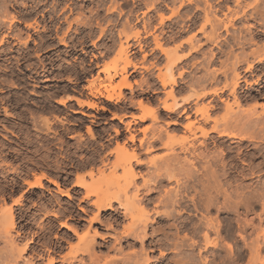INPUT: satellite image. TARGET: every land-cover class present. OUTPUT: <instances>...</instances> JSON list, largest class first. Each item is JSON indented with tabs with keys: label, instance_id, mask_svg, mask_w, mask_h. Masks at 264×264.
<instances>
[{
	"label": "rangeland",
	"instance_id": "obj_1",
	"mask_svg": "<svg viewBox=\"0 0 264 264\" xmlns=\"http://www.w3.org/2000/svg\"><path fill=\"white\" fill-rule=\"evenodd\" d=\"M184 1L185 0H0V25H6V35L11 34L14 24L18 25V23L13 22L8 26V22L6 23L5 21H2V18L6 14V16H10L11 14L16 15L19 20L21 18L28 17L30 13L19 16L17 15L18 13L14 11V9L21 10L23 9V6L26 8V5L29 3L39 6V8L42 9L48 7L49 9L46 12L49 13H70V17H72H69V19L66 18L67 28L59 34L58 38L59 42L60 38H63L65 42L63 45L58 46L59 59L56 62L59 63V65L58 69L55 70L56 73L52 74L55 79H58V82L56 80L54 81L55 83L57 82L58 85L63 82L66 83L67 81L72 82L75 80L79 81V83L75 84V87H79L83 79L89 73V71H86V68L88 67L86 63H89L87 55L91 52L95 55H98L96 59H94L93 56L91 57L95 62H97V59L99 58L107 59L106 64L102 67V71L104 66H112L113 64H116L115 69H110L109 71L110 75H114L116 73V76H113L111 79L107 77L108 74L105 71L101 72L103 73V76L98 74L92 78L93 89H99L103 93H105V90L104 86L102 85L106 83L115 84L119 82L122 77L121 74L126 75L127 81L130 82L128 69L130 66L133 67L135 63L146 64V69H149L150 66H156L157 68L156 74L152 73V71L149 69L148 72H145V74L143 73L141 75L142 79H146L148 91H153L154 96H123L124 94L122 88L120 90L121 97L119 100L114 99L112 101H103V98L93 96H56L62 92H67V90H62V88L65 87L60 88L61 86H58V90L54 91L53 95L44 94L42 96H54L57 101L59 99H64L65 104L59 105L57 109L50 107L48 112H43L40 116H35L33 118L34 124H32V126L36 128V130H29V127L27 126L23 131H15L13 127L9 126V122L0 120V123L5 125V127L0 126V163L5 161L3 163L8 164H0V166H3L2 168L0 167V176L2 177H0L2 179V182L0 181V198L1 195L4 194V196H2L6 199V204L12 206V209L15 212V221H17L16 230L21 232L20 236L18 237H16L15 233L12 232V236L17 239L15 241H18L16 244L20 245L28 239H32V242L29 243L30 248L26 251V253L23 254L24 257L27 258L32 255L34 250V252H37V254L42 253L41 255L44 257L48 256L49 254L55 256L58 259L57 264H67L69 259H73V252L78 253H73L74 257H81L79 250L84 246V241L86 238L90 239L94 235V231H96V234H98L97 236L94 235L95 237L93 240H91L90 244V246L92 244L94 245V247H91L92 249L90 250V256H84L88 259L87 263L96 264L98 259L99 261L97 262L99 263L97 264H104L105 259L112 258V264H124L126 259H131L134 257L133 253H140L142 248L140 242H135L136 239L128 238L129 241H127L125 238L121 237L122 227L128 225V223L131 221V218L129 216L123 217L122 209L119 208L117 203H114L112 210L100 213V222L90 223V218L96 213V209L92 205L90 199L84 198L86 189L74 185L77 178L76 176L79 174H82L83 176L85 175L83 179L93 191L95 190L98 192L99 190L103 191V189L105 191L106 189V191H111L110 193H116V191H120V189L125 185L127 179H125L124 176L127 178L128 173L131 176L133 171L139 174L141 173L140 175H142V178L138 180V184H141L143 179H147L149 176L152 178L155 175V170L156 172H163V170L166 169V166L164 165L165 167H163L162 165L166 161H168V163L169 161L175 162L179 158L177 161L183 163L186 160V157L188 160L193 159L194 162L197 161L195 164L196 166H199V164L203 163L204 159L201 160L200 158H194L195 154L205 152L208 155L210 152L209 155H213L212 152H214V150L215 152H218L217 150L223 147L221 145L219 146V144L214 141V136H216L215 133H210V137L207 138L208 140L206 139V149L199 145L202 137H199L200 132L198 131L197 127L203 125L204 128L207 127V129H210L214 124L213 121H210L208 124H203V121L200 119V109H202V106L205 107L207 103V105L218 103V105L216 104L215 109L209 110L211 118H217L216 116L219 115L218 119H220L233 114L230 119H234L241 115L242 111H245L243 113H246L247 111L251 110L250 108H252V104L255 103V101L257 102V105H264V70L259 72L257 71L255 72L254 76H250L248 78V84L243 85V83H241V92L245 96H248V99L242 101L239 106L232 104L233 99L228 95V91L226 90L223 94H221V96L226 98L227 104L225 102L224 104L223 102L215 100L216 97L212 95H207L198 99L194 98L196 95H198V93L204 90L201 85H199L200 75L203 72H201L199 66V54L193 48V46L197 45L200 36L198 33V11L195 8L197 1ZM3 9H7V13H5ZM173 11L176 12L172 13ZM160 13L164 17L163 20H160ZM2 14L3 16H1ZM220 17L222 16L220 15ZM4 22L6 24H4ZM31 25L35 26V23H30L28 26ZM35 28H37V25ZM7 30H10V32H7ZM137 30L140 31L139 35L137 37L133 36L134 32ZM220 31L225 37V32L221 29ZM17 32L18 33L13 35L16 37L15 41L18 40L17 42L21 45H28L30 41L29 39L32 35L23 38V34H21L19 31ZM128 35L129 38H126ZM155 36L158 37L159 44L161 45L160 48L156 47L157 44L154 40ZM6 39L9 38L5 35L1 36L0 44H4ZM261 40L259 44L264 43V40L263 42H261ZM73 43H75L73 45V52L61 49L65 48L66 44ZM89 43H91L90 46L88 45ZM125 46L127 47V52L124 53L122 52V49H124L123 47ZM48 47L49 46H42L38 52ZM89 48L91 49L89 50ZM206 48L211 49V45L208 44ZM161 49H163L166 53H162L164 51ZM224 49L227 50L226 47H224ZM173 53L175 54L173 55ZM125 56L129 58L130 63L127 64L125 67L126 69H124L122 72L121 68L123 67L124 62H122L121 59ZM171 57H180V61L176 62L172 66L171 60L173 59ZM223 59L226 61V59L229 58H227V55L224 54L221 56V60ZM227 61L225 63L228 65L230 59ZM170 66L172 75H170L169 71ZM134 67H136V64ZM219 67V62L208 66V70L206 69L208 75H205V78L207 76V82L210 80V78H208V76L210 77L209 72L212 69ZM33 70L35 69L30 68L27 71L28 74ZM12 72L15 74H11L9 79H1L3 84L0 83V96H34V93H38V88L29 85L26 86L27 90L19 89V86L23 84V82L18 78L20 76L19 69H13ZM50 76L51 74L46 76L44 75L41 78H49ZM171 76H173V78L176 80V83L173 84L167 82L165 85H162L160 80L163 78H168L167 80L169 81V77L171 78ZM159 78L161 79L159 80ZM225 80H227V82L230 81L229 78L225 79L224 76H221L216 82L209 85L207 84V88L205 89L210 90L216 87H221L226 83ZM27 81L29 83H37L30 80ZM46 83L48 82L42 84ZM88 88L90 89L89 85ZM170 90L173 92V98H171L172 96L168 95ZM96 96L100 95L97 94ZM187 96L192 98L185 101L184 98ZM76 97L82 100L95 102L97 106L92 108H96L97 110H102L100 108L101 106L109 110H116L118 105L122 104L123 112H135V109L132 105L135 99H138L137 102L142 100L147 105H150V107L146 108V110L139 108L140 112L138 116H136L138 119L137 122L129 121L123 123V119L120 122L113 117L112 120L107 118L99 119L100 121L106 120L107 123L103 124L104 130L98 134L95 132V130H93L92 126L89 125L91 124L90 122H82L88 124V126L91 128L94 134V136L91 137L87 132L88 126L85 128H76L74 130L65 129V122L70 120L78 122L76 118L83 116L82 112L87 114L93 113L94 116H91L90 118H95V116L98 115L91 110L86 109L87 105L79 106L75 100ZM254 97L258 98L255 100L253 99ZM70 100L76 102V104L69 102ZM173 100L177 103H180L179 107L175 109L174 112H167L163 110V105L172 104L174 102ZM59 108H62V110ZM67 108H71L76 111L73 114V116L76 118L73 119L71 116H68L65 114V112H63H67ZM149 109L150 111H147ZM151 110L154 111V116L157 117L156 119L152 117L153 112ZM183 110L186 112H182ZM5 111L8 112L6 109ZM237 113H239V115ZM113 114L114 113H112V116ZM141 116L144 117L140 119L139 117ZM45 117H48L51 121L50 129H46V127L43 125V120ZM57 117L59 119H57ZM5 119L13 120L9 117ZM189 121L193 122L194 124L192 126L193 128L191 127L193 131L188 129L186 130V128L183 127L185 124L187 125ZM173 123H175V125H173ZM9 128L11 131H8ZM114 128L118 129V133L113 131ZM84 131L86 134H88V137L92 142H89V140L86 138L87 135L84 133ZM12 133H16L17 135L20 133L19 138H21V145L24 148L20 149L17 146L15 142H18L19 139L14 137ZM192 133H196L195 139V135H192ZM69 134L76 138L74 144L72 142H68V140H73L72 137L68 136ZM132 134L135 137V141L133 143L127 141L128 137ZM158 135H160L159 137L161 139L154 142L155 144L152 143V138H154L153 136ZM106 137L109 138L108 141L110 142L115 141L114 146H112V143L108 144V141H104V138ZM141 138L144 140V142H142L143 147H139L138 143L139 139ZM168 139L171 143L168 141ZM256 139L252 141H242V143L240 140L234 139L240 142L235 141L230 144L231 147L234 145L233 149L235 150V153L232 154V156L235 155L233 159L234 170L232 169L233 172H231L233 173L232 176L234 179L232 176H230V178L227 180V184L228 188H233V190L243 185L241 188H237V191L235 192L232 190L234 193H231L235 200L242 199L240 200L242 204L240 202L238 207L234 208L236 209V211H233L235 214L230 213L228 215V218H230V216L233 217L231 218L232 220L226 219L223 220L225 222L222 221V225L224 226V223H226L227 220L230 222L232 221L231 224H233V232H223L222 236L217 238V242L219 243L217 244V248H209V252H202V255L206 256L208 259L207 264H247L248 261V264H253V262L255 264H262L261 262L264 258V196H262L264 191V140L263 138H259V140L258 138ZM96 140L100 141L101 143H96ZM262 140L263 142H261ZM116 141L118 143H121V141H123L122 143L127 141L125 142L126 147H128L127 153L123 154L124 152L120 151V154L122 152L123 153L120 156H117L116 152H114L117 147ZM150 143L154 145V150L148 152L146 151V148ZM238 143L240 146H238ZM190 144L195 146V152H192L191 150L187 152L183 151L185 147H190ZM246 144L249 145L247 146ZM253 144L256 145V148H254L255 146L253 147ZM257 145H261V147ZM12 146H15L17 149L19 148L25 154L23 157L25 160L20 165H17V163L21 162L18 158L22 154L17 153L18 150L12 148ZM181 147L184 148L182 149ZM240 147L243 149L241 150ZM258 147L259 149L262 148L263 151L257 149ZM236 148L240 149V152H238ZM132 152L138 154V158L140 161H142V164L135 165L132 162L133 168H128L129 165L126 161L131 158ZM243 153L246 154L244 155ZM215 154L216 153H214V155ZM250 155L253 156L250 157ZM171 157L173 160L169 159ZM173 157H177L176 160ZM122 161L126 162V164H122L124 167L119 165V163H122ZM256 163L257 165L259 163L260 167H255L257 166ZM175 165H177V163ZM158 166L161 168L163 167V170H157L156 168L160 169ZM249 167L252 169L250 170ZM125 168H127V170L129 169L128 173ZM42 172L46 176H49L53 179L55 178L58 186L66 191L68 196H63L58 193V188L48 182L46 179H42L44 188H28L26 181H32L34 179V175H39ZM89 172H92L91 176L88 174ZM144 174H146V176ZM130 176H128V178ZM230 179L233 181H230ZM171 181V183L169 182L168 184H165V190L169 189V187H174V181ZM120 185L122 187L119 188L118 186ZM244 187L246 189H244ZM260 187L261 189L263 188V191L260 189ZM121 190L123 191V189ZM229 190L230 189H228V191ZM254 190H256V192ZM132 192V188L130 187L128 189V193L130 194ZM158 192L159 191L156 190L154 194L157 195ZM254 192L258 195H256ZM118 193L120 192H117L116 194ZM246 193L249 196L246 195ZM19 195L21 196L19 199L20 204L18 202L14 203V200L20 197ZM0 205H2L1 200ZM187 213L190 212L188 211ZM187 213H185L183 217H189ZM136 214L138 215L139 212L136 211L133 214L134 217ZM212 214V216L216 215L215 211H213ZM224 215L226 216L225 213L220 214V218H223ZM138 217H140V215H138L137 218ZM200 217V214H198L197 217H193L192 220H199ZM236 221L241 224L239 225V223ZM63 224L67 225L68 227H75V232L69 230L67 227H62ZM108 224L112 225V227L108 226ZM237 224L239 226H237ZM154 226L158 225L155 224ZM86 232L88 235L92 232L93 235L91 234L88 236ZM241 233L243 236H241ZM82 236H85V238L81 239ZM157 237H159V235ZM212 237H215V235H212ZM156 238H154V240ZM3 241L4 240L0 239V249H3L6 245ZM224 242L231 245L230 252L228 251L229 249H227ZM244 242H246V244ZM200 244H202V240H200ZM117 247H121V250H117ZM165 248L166 247L163 244H148L146 246L147 250H153L149 252L150 257L153 259L151 264H172L173 254L169 252V250L167 251ZM224 249L226 251H224ZM165 250L168 253L165 252L166 254L161 255L160 252ZM210 250H212V252H210ZM93 253L96 256H94ZM91 257H95L93 258L94 262L89 260ZM100 259L103 260L100 261ZM43 261L36 260V263H43ZM19 264H22V262Z\"/></svg>",
	"mask_w": 264,
	"mask_h": 264
},
{
	"label": "bare ground",
	"instance_id": "obj_2",
	"mask_svg": "<svg viewBox=\"0 0 264 264\" xmlns=\"http://www.w3.org/2000/svg\"><path fill=\"white\" fill-rule=\"evenodd\" d=\"M185 1L192 2V0H185ZM196 1H197V3L195 5V8L198 11V21H199L198 33L200 34V36H199V41H198L197 45L193 46V48L199 54L198 55L199 56V66H200L201 72L203 71L200 75L199 85H201V87L204 90L202 92L198 93V95L195 94L196 96L194 98L198 99V98H203L207 95H212V96L216 97L215 100H218V101L223 102V103L225 102L227 104L226 98H223L221 96V94H223L224 91L226 90V91H228V95L231 96L233 99L232 104H236L239 106V104H241L242 101H245L248 99V96H245L241 92L242 91L241 90V88H242L241 83H243V85L248 84L249 83L248 78L250 76L251 77L254 76L255 72H257V71L259 72V71L264 70V43L259 44L261 39L264 40V0H196ZM5 3H7V2H5ZM3 10L5 11V13H7V9H3ZM175 12L176 11H173L172 13H175ZM6 15L2 18V21H5L6 23L8 22L7 23L8 26L11 25L13 22L19 21V19L16 15H13V14H11V15L8 14L10 16H6ZM220 15L222 17H220ZM1 16H3V14ZM159 16L161 17L160 20L164 19L163 15L161 13L159 14ZM5 22H4V24H6ZM28 25H30V23H28ZM237 25L239 26V28ZM220 29L225 32V37L222 35ZM139 32L140 31H138V30L135 31L133 36L137 37L139 35ZM28 36L29 35H27V37ZM120 36H121V34H120ZM126 38H129V35L126 36ZM154 40L157 44L156 47L160 48L161 45L159 44L158 37L155 36ZM263 40H261V42H263ZM0 42H1V40H0ZM60 42L63 44L65 43L63 38H60ZM208 44L211 45V49L206 48V46ZM120 46H121V44H120ZM252 46H254V47H252ZM224 47H226L227 50H225ZM123 48L124 49H122V52H124V53L127 52L126 51L127 47L125 46ZM236 49H237V51H236ZM161 50H163V49H161ZM162 53H166V52L164 51ZM174 54L175 53H173V55ZM224 54H226L227 58L230 59V62L228 65L225 62L229 59H226V61H224V59L221 60V56ZM173 57H171L173 59V60H171L172 66L176 62L180 61L179 60L180 57H176V58H173ZM121 61L124 62V65L121 68L122 72H123L124 69H126L125 67L127 66V64L130 63V61H129V58L127 56L123 57L121 59ZM218 62H219L220 67L216 68V69H212L209 72L210 77L208 76V78H210V80H209V82H207V80H206L207 76L205 78V75L206 74L208 75V73H207L208 66L215 64V63H218ZM133 66H135V64ZM115 67H116V64H113L112 66H109V65L104 66L103 71H105L108 74L107 77L109 79H111L113 76H116V73L114 75H110V73H109L110 69H115ZM169 71H170V75H172L171 66L169 67ZM263 74H264V72H263ZM121 76L122 77H121L120 81L115 83V84L106 83V84L102 85V86H104L105 93L101 92L99 89H93V81L90 82L89 87L91 89V94L94 95L93 97H102L108 101H112L114 99L119 100V98L121 97L120 90L122 88H129L130 89L132 87V84L127 81V76L122 75V74H121ZM221 76L222 77L224 76L225 79L229 78L230 81L227 82L228 79L225 80L226 83L224 85H222L221 87H216V88H213L210 90L205 89V88H207L206 87L207 84L209 85V84L216 82L218 80V78H220ZM160 79L161 78H159V80ZM167 79L163 78L162 80H160L162 85H165L167 82H170L173 84L176 83V80L173 78V76H171V78L169 77V81ZM202 88H200V89H202ZM117 90H118V92H117ZM97 94H99L100 96H96ZM168 95L172 96L171 98H173V92L171 90L168 92ZM191 98L192 97L187 96L184 99H185V101H187L188 99H191ZM256 98H258V97H254L253 99L256 100ZM75 100L79 106H83V105H87L88 107H96L97 106L96 103L92 102V101L90 102V101L82 100V99H79L77 97ZM255 100H253V101H255ZM64 102H65L64 99L58 100V103H60V104L64 105L65 104ZM179 104L180 103H177L174 101L172 104L163 105V110H165L167 112H174V110L179 107ZM207 104L205 107L202 106V109H200L201 110L200 111V113H201L200 119L203 121V124H208V123H210V121H213L214 124L211 126L210 129L209 128L207 129V127L204 128V126L202 124L201 125L203 127L202 126L197 127L198 131L200 132L199 137L200 138L202 137V140L199 142V145L206 149V143H207L206 139L210 137V133H215L216 136H214L215 137L214 141L216 143H218L219 146L221 145L223 147H221L219 150H217L218 152H215V150H214V152H212L213 155L212 154L209 155L210 152L208 155L205 152H204L205 154L203 152H202L203 154L202 153L195 154L194 158H200L201 160L204 159L203 163L201 162L202 164H199V166H196V164H195L197 161L194 162L193 159L188 160L186 157H185L186 160L184 159L185 161L184 160H183L184 162L182 161L183 163L178 162L177 160H179V158L176 160L177 157L174 158L175 154L173 152V155H174L173 158L176 160L175 162L177 163V165H175L176 163L174 161L173 162L169 161V163H168V161H166L167 162V163L165 162L166 164L163 162L164 164L162 166L163 167L166 166V169L163 170L162 169L163 167L161 168L160 166H158V167H160V169L159 168H156V169L157 170H163V172H161V171L156 172V170H155V173H154L155 175L152 178H150L151 176H149V178L143 179L142 182L140 180L141 184H138V180L142 178V175H140L141 173L139 174V173H136L133 171L131 176H130L128 173L129 169L127 170V168H125L127 170L128 175L126 174L127 178L124 176V178L127 180L125 182L124 187L121 188V189H123V191L121 189H120V191L115 190L116 193L122 192L121 194L120 193H118V194L110 193L111 191L110 192L106 191V189H105V191H104V189H103V191L99 190L98 192H96L95 190L93 191L90 188V186L88 184H86V182L84 181L83 178L85 175L83 176L82 174L81 175L79 174L76 176L77 178H76V182L74 183V185L86 189L85 194H84V198L90 199L92 205L96 209V213L92 217L90 216L91 217L90 223L100 222L101 221L99 218L100 213L106 212L108 210H112L114 203H117L119 208L122 209L123 217L129 216L131 218V221L128 223V225L122 227L121 237L125 238L127 241H129L128 238L136 239L135 242L136 241L140 242L142 248L140 250V253L139 252L133 253L134 257H132L131 259L130 258L126 259L124 264H151L153 259H152V257H150L149 252H151L153 250L152 249H149V250L146 249V246L148 244H150V245H156V244L157 245H159V244L165 245V247H166L165 249H167V251L169 250V252H171L173 254L172 255L173 256L172 264H199V263L200 264H207L208 259L206 256L202 255V252L208 251L209 248H215V247L217 248V244H219L217 242V238L219 236L221 237L223 232L231 233V231L233 230V224H231L232 221L230 222L229 220H227L226 223H224L225 226L222 225L223 220L233 218L232 216H230V218H228L229 217L228 215L230 213L233 214L234 213L233 211H236V209H234V208L238 207V204L241 202L240 200H242V199L235 200L231 194V193H234L235 191H237L238 187L233 190V188H230V187L228 188V184H227L228 183L227 180H228V178H230V176H232L233 173H231V172H233V170H234L233 169V159H234L235 155L232 156V154L235 153L234 152L235 150L233 149L234 145H232V147H231L230 144L236 141L234 139L240 140L241 143H242V141H252V140H255L256 138H258V140H259V138L260 139L263 138V140H264V105L263 104L257 105V102L255 101V103L252 104L253 106L251 105L252 106V108H250L251 110L247 111L246 113H243L245 111H242L241 115H239V113H241V112L237 113L239 115L238 117L236 116L237 118L230 119V117L233 116V114H232L230 116L229 115L227 116L229 118H227L224 115L225 117L218 119L219 115L216 116L217 118H211L210 111H209V110L215 109L216 104L218 105V103L209 104V105H207ZM137 106H138V108H141L142 110H146V108L150 107V105H147L142 100H139L137 102ZM100 108L102 110H106V108H104L102 106ZM147 111H150V109ZM152 112H153L152 117L156 119L157 117L154 116V114H155L154 111H152ZM182 112H186V111L183 110ZM237 114H234V115H237ZM123 117H124V114H122V115H117L115 113L113 114V118L119 120L120 122L122 121ZM133 117H135V116H132V118ZM143 117L144 116H141L139 118L142 119ZM187 117H188V115H187ZM57 119H59V118L57 117ZM190 121L187 125L185 124L183 127L186 128V130L188 129L191 131L192 130L191 127L194 124H193V122H190ZM175 123H173V125H175ZM50 124H51L50 119L48 117H45L43 120V125L46 127V129H50ZM113 131L115 133H118L117 128H114ZM87 132L90 134L91 137L94 136V134H93V132L89 126L87 127ZM196 133L195 134L192 133V135H195L194 139L196 137ZM159 136L160 135L153 136L154 138H152L153 139L152 143L161 139ZM169 139H168V141L170 142ZM230 139H232V140H230ZM263 140L261 142H263ZM127 141L133 143L135 141L134 135L133 134L130 135L128 137ZM127 141H124V143H122L123 141H121V143H118L116 141L117 147L114 150V152H116L117 156H120L123 152H124L123 154L127 153L128 147H126V143H125ZM240 141H236V142H240ZM142 142H144V140H142V138L139 139V142H138L139 147L142 146ZM152 143L149 144V146L146 148L147 149L146 151L150 152V151L154 150V145ZM191 144H193V143H191ZM256 144H258V143H256ZM238 146H240L239 143H238ZM244 146H242V147L245 148ZM257 146H259V145H257ZM242 147H240L241 150L243 149ZM253 147L256 148V145L253 144ZM259 147H261V145ZM259 147L257 149H259ZM194 149H195V146L191 145L190 147H188V146L185 147L183 151L187 152V151L191 150L193 152ZM259 150H262V148ZM120 151H123V152L120 154ZM237 151L240 152V149H237ZM259 152H261V151H259ZM214 153H216V154L214 155ZM246 153H243V154L245 155ZM255 154H257V153H255ZM247 155H249V154H247ZM253 155H250V157H252ZM255 157H256V155H255ZM237 158H239V157H237ZM169 159L171 160L172 157ZM253 160H254V158H253ZM3 162H5V161H2V163H0V164L1 165H8V164L3 163ZM126 162L129 165L128 168H131V167L133 168L132 162L135 165L142 164V161H140V159L138 158V154L134 153V152L131 153V158H129ZM126 162L122 161V163L120 162L119 165L123 166L122 164H126ZM261 162H263V161H261ZM151 163H152V161H151ZM253 163H255V162H253ZM256 165H257V163H256ZM258 165H259V163H258ZM258 165L255 167H260V165L259 166ZM0 167L2 168L3 166H0ZM237 167H238V165H237ZM255 167H253V168H255ZM234 168H235V166H234ZM249 169H250V167H249ZM238 170H240V169H238ZM250 170H248V171H250ZM241 172H242V168H241ZM243 172H244V170H243ZM88 174L91 176L92 172H89ZM144 175L146 176V174H144ZM245 175H247V174H245ZM128 176H130V177L128 178ZM238 176H239V174H238ZM1 178H0V181L2 182ZM235 178H238V177H235ZM42 179H46L51 184L55 185L58 188V190H57L58 193H60L61 195L68 196V193L58 186V183L55 180V178L53 179L49 176H46L43 172L40 173L39 175H34V179L32 181L31 180L26 181L27 187L28 188H33V187L44 188V185L42 183ZM233 179H234V177H233ZM171 180L174 181V183H173L174 187H169V189L165 190L164 189L165 184H168ZM231 180L232 179H230V181ZM242 181H243V179H242ZM24 182H25V180H24ZM4 183H7V182H4ZM121 185H122V183H121ZM121 185L118 187L119 188L122 187ZM1 186H3V185H1ZM229 186H230V183H229ZM242 186L243 185H241V187ZM130 187L132 188L133 192L129 194L128 189ZM241 187L239 186V188H241ZM245 187H244V189H246ZM228 189H230L231 192H230V190L228 191ZM244 189H242V190H244ZM260 189H261V187H260ZM156 190L159 191L157 195L154 194V192ZM261 190L263 191V188ZM1 191H2V189H1ZM254 191L256 192V190H254ZM257 193H258V191H257ZM263 194H264V191H263ZM263 194H262V196H264ZM2 195L4 196V194H2ZM2 195L0 198V200L2 202V205H0V239L4 240L3 242H5L6 248L5 247L3 248L4 251H3V249H0V264H19L21 262H22V264H57L58 259L55 256L50 255L48 252L47 253L49 255L44 257L43 255H41L42 253L37 254V252H34V250H33L32 255H30L27 258L24 257L23 254L26 253V251L30 248L29 243L32 242V239H28L27 241H25L23 244H20V245L16 244V242H18V241H15L17 239L14 236H12V232L15 233L16 237L20 236L21 232L16 230V222L17 221H15L16 216H15V212L12 209V206L6 204L7 201ZM246 195H248V194L246 193ZM250 195H252V194H250ZM256 195H258V194H256ZM20 198H21V196L15 200L13 199L14 203H17V202L19 203ZM252 198H254V197H252ZM248 199H249V197H248ZM263 199H264V197H263ZM241 204H242V202H241ZM247 205H248V203H247ZM243 206H244V204H243ZM136 211L139 212L138 215H140V217H138V218H137V216H138L137 214L135 215V217L133 215ZM188 211L190 213H187ZM213 211H215V213H216V215H214V216H212ZM185 213H187V215L189 217H187V218L183 217V215ZM222 213H225L226 216L224 215L223 218H220L222 216V215L220 216V214H222ZM198 214H200L201 219L199 218V220L193 221L192 218L197 217ZM243 220H245V219H243ZM223 222H225V221H223ZM236 222L239 223L238 221H236ZM155 224H157L158 226H154ZM240 224L241 223H239V225ZM239 225L237 224V226H239ZM63 226L67 227L69 230L75 232V229H74L75 227H68L65 224H63L62 227ZM108 226L112 227V225H110V224H108ZM222 226H224V227H222ZM242 226H245V225H242ZM92 232L89 235L87 234V232H86V234L88 236H90L92 234ZM235 233H237V232H235ZM97 234H96V231H94V235L97 236ZM94 235L90 239H87V238H86V240L84 239L85 240L84 246L81 249L79 248L81 257L80 258L74 257V254L77 253L76 249H75L76 253L73 252L74 250L72 251L74 253V254L72 253L73 259H71V260L69 259V261H67V264H88L87 263L88 259L85 258L84 256L85 255H87L88 257L90 256V253H91L90 250L92 249L91 247H94L93 244L90 246L91 240H93V238L95 237ZM158 235H159V237H157ZM212 235H215V237H212ZM241 236H243V234ZM83 238H85V236H82L81 239H83ZM154 238H156V239L154 240ZM121 239H119V240H121ZM200 240H202V244H200ZM244 243L246 244V242H244ZM225 246L227 247V249H229L228 251L230 252L231 245L229 243H225ZM120 248L121 247H119L117 250H121ZM212 250H210V252H212ZM167 251L166 250L161 251L160 253H161V255H163V254H166L165 252H167ZM224 251H226V250L224 249ZM237 251H239V250H237ZM118 252H120V251H118ZM233 253H230V254H233ZM93 255H94V253H93ZM93 255H91V256H93ZM228 255H229V253H228ZM94 256H96V255H94ZM129 256H130V254H129ZM211 257H213V256H211ZM93 258H95V257H91V258H89V260L92 262L94 260ZM35 259L36 260H42V261L45 260V261H43V263H36ZM111 259H105L104 264H112L111 262L113 261V259L112 260ZM102 260L100 259V261H102ZM226 260H228V259H226ZM63 261H65V260H63ZM90 261H89V263H90ZM97 261H99V260L97 259ZM97 261H96V264L99 263ZM248 262H247V264H248ZM259 262H261V261H259ZM209 263H210V261H209ZM261 263L264 264V258H263V261ZM225 264H227V263H225ZM253 264H255V263L253 262Z\"/></svg>",
	"mask_w": 264,
	"mask_h": 264
},
{
	"label": "flooded vegetation",
	"instance_id": "obj_3",
	"mask_svg": "<svg viewBox=\"0 0 264 264\" xmlns=\"http://www.w3.org/2000/svg\"><path fill=\"white\" fill-rule=\"evenodd\" d=\"M48 9V7L45 9L39 8V6L32 5L31 3L27 4L26 8H24L23 6V9L21 10L14 9V11L17 12V15L19 16L29 13L30 14L28 17L21 18L19 21H16L18 25L14 24V28L9 35H6L5 33L6 25H0V37L5 35L9 38L5 40L4 44H0V83L3 84L2 80L9 79L11 74H15L12 72V70L18 68L20 74L18 78L23 82V84L19 86V89L27 90V85L38 88V93H34V96H0V120L9 122V126L13 127L15 131H23L27 126L29 127V130H36V128L32 126V124H34L33 118L35 116H40L43 112H48L50 110V107L57 109L59 105H62L58 103L57 99L54 98V96L42 95H53L54 91L58 90V86H61L60 88L65 87L62 88V90L73 92L76 91L75 84L79 83V81L74 80L72 82H63L58 85V79H55L52 76V74L56 73L55 70L58 69L59 65V63L56 62L59 59L58 46L63 45V43L59 42L58 40L59 34L67 28L66 18L69 19L70 13H49L46 12ZM28 23H35V26H28ZM36 25L37 28H35ZM17 31L23 34V38H25L27 35H32L29 39L30 41L28 45H21L17 42L18 40L15 41L16 37L13 35L18 33ZM7 32H10V30H7ZM74 44L75 43L66 44V47L61 49L73 52ZM88 45L90 46L91 43H89ZM42 46L49 47L38 52V50L41 49ZM90 49L91 48H89V50ZM87 56L89 63H86V65L88 66L86 68V71H89L96 67V62L93 61L91 57L93 56L94 59H96L98 55H95L91 52ZM30 68H33L35 70L30 71L28 74L27 71ZM50 74L51 76L49 78H41L44 75L46 76ZM27 80L37 83H29ZM55 80L57 81L56 83L54 82ZM45 82L48 83L42 84ZM104 100L107 101L103 98V101ZM5 109L8 112H6ZM59 109L62 110V108ZM63 112H65L66 115L71 116L73 119L76 118L75 116H73L76 111L71 108H67V112ZM92 112L98 115L95 116V118H90L91 116H94L93 113L87 114L82 112L83 116H79L76 118L78 122H75L74 120L65 122V129L74 130L76 128H85L88 126V124L82 122H90L91 124L89 125L92 126L93 130H95L98 134L99 132L104 130L103 124L107 123L106 120L100 121L99 119H113L111 117H108L106 114L110 112L109 109L95 110ZM8 117L13 120L5 119ZM0 126L5 127V125L2 123H0ZM8 131H11V129L9 128ZM19 134L17 135L16 133H12L14 137L19 139V141L15 143L21 149L24 147L21 145L22 140L21 138H19ZM104 141H108V138H104ZM110 143L111 142L108 141V144ZM12 148H15V146H12ZM19 148H15L18 150L17 153L22 154L18 158L21 162H18L17 165L22 164L25 160L23 159L25 154Z\"/></svg>",
	"mask_w": 264,
	"mask_h": 264
},
{
	"label": "crops",
	"instance_id": "obj_4",
	"mask_svg": "<svg viewBox=\"0 0 264 264\" xmlns=\"http://www.w3.org/2000/svg\"><path fill=\"white\" fill-rule=\"evenodd\" d=\"M107 62V59L105 58H99L97 59L96 62V67L94 69L89 70V73L86 75V77L83 79L82 83L80 84L79 87H75L76 91H67L66 93L62 92L59 95L56 96H94L91 95L90 93V89L88 88L89 82L92 81V78L95 77L96 75L100 74L101 76H103V72L102 71V67L103 65H105ZM136 67H132L130 66L128 71H129V76H130V83L132 84V87L129 88H123V96H154V92H149L147 89V82L146 79H142L141 75L145 72H148V70L150 69L152 71V73H157V68L156 66H150L149 69H146L147 65L143 64V63H135ZM144 76V75H143ZM130 98V97H128ZM92 99V98H91ZM138 99L134 100L133 108L135 109L134 111L131 112H123V105L120 104L116 110H112L110 109L109 113H106L108 117H113L112 113H116L117 115H122L124 114L123 117V123L126 122H137L138 119L136 116H138L140 109L137 107L136 105V101ZM69 102H72L74 104H76V102H73L72 100H70ZM86 109L91 110V111H95L97 110L96 108H92V107H86ZM131 115H134L135 118H132ZM115 120V119H114ZM106 128V127H105ZM86 131V130H85ZM84 131V133L86 134V132ZM96 132V131H95ZM86 138L89 140V142H92L90 140V138L88 137V134H86ZM69 137H72L73 140H68V142H72L73 144L75 143L76 138L73 137V135L69 134ZM107 138V137H106ZM109 139V138H108ZM110 142V141H109ZM96 143H101L100 141L96 140ZM112 146H114L115 141H112Z\"/></svg>",
	"mask_w": 264,
	"mask_h": 264
}]
</instances>
